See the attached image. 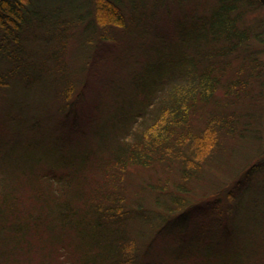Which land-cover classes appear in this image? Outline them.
<instances>
[{
    "label": "trees",
    "instance_id": "16d2710c",
    "mask_svg": "<svg viewBox=\"0 0 264 264\" xmlns=\"http://www.w3.org/2000/svg\"><path fill=\"white\" fill-rule=\"evenodd\" d=\"M186 8L0 0V89L45 73L62 132L17 134L9 155L42 144L37 163L0 160V264H264V0ZM40 26L48 55L37 65ZM78 108L94 113L87 131ZM53 145L68 151L58 159ZM255 197L263 205L248 213ZM180 225L186 238L155 256Z\"/></svg>",
    "mask_w": 264,
    "mask_h": 264
},
{
    "label": "rangeland",
    "instance_id": "374dc122",
    "mask_svg": "<svg viewBox=\"0 0 264 264\" xmlns=\"http://www.w3.org/2000/svg\"><path fill=\"white\" fill-rule=\"evenodd\" d=\"M45 4L51 3L53 0H44ZM68 1V0H65ZM76 2L77 0H69V5L73 2ZM210 0H186L187 2V8L190 6L197 5L201 2L209 3ZM128 1L126 2V4ZM177 8L178 6L176 5H169V9L171 10L170 14L168 15L166 13V10L162 9L163 14L159 17L157 20V25L158 26H163L164 27V21L166 22L169 18H173L176 13H177ZM187 8L183 11H187ZM174 13V15H172ZM35 33H33V37L35 39V42L31 43L33 46H35L36 49L32 48L29 46V49L35 50L38 52L39 50V57L35 60V63L37 65H42L46 61V56L48 53L45 54L43 51V48L47 46L46 38L44 36L45 31L43 29V26H40V28H37L34 30ZM73 34H68L67 36V41H66V46L64 50L66 51L63 54V63L71 64V55L73 54L74 50L76 49L75 46L77 43H75V39L78 38V35L75 31V29H72ZM60 34V32H58ZM35 34V35H34ZM30 40L28 42L30 43ZM46 40V41H45ZM135 42V41H133ZM130 43V49H136V50H144L145 47L138 45L136 43ZM48 43V42H47ZM50 44V43H49ZM30 45V44H29ZM147 48V47H146ZM129 52V51H128ZM31 59L35 58L36 54L34 55ZM128 56V55H127ZM29 58V57H28ZM119 58L125 59L123 55H121ZM52 60H48V63L50 64ZM118 66V63H117ZM24 73L21 72V76H23ZM43 77L38 78L37 74L35 73L33 75V80H18L15 81L14 84H12L11 87H8L6 89H0V149L2 150V156L0 157V160H2L5 163V166H12V165H18L20 163L29 165L28 161L35 162L37 163L40 159H38L40 156L35 154L37 151L39 154H43L44 152V146L42 144L35 146L32 150L26 151V152H18L17 150H12L10 155L9 152L11 149H15L16 147L12 145L13 141L16 139L17 134H21L22 136H29L30 131L33 133H42L46 134L50 137L53 138L52 132L57 135H61L62 132L59 129L60 125V119H57L56 115L51 114L54 112L55 107L51 108L52 106H56V102H53L52 99V89H50V86L47 85L46 75L45 73H42ZM94 83L92 80L90 83ZM88 84L87 87L85 86L86 89V94L87 92L90 91V88L95 89L96 92L98 90L93 87L92 84ZM103 92V91H102ZM95 94V92L93 93ZM51 95V96H50ZM122 108L125 110L127 107L122 104ZM111 107H107L106 109V114H111L113 115V110H111ZM23 110V111H22ZM88 110H90V107H88ZM22 111V112H21ZM82 112V113H81ZM21 113V115H20ZM78 121L81 127L85 129L86 131L90 129V127L93 125L91 121L94 120V113L91 114L90 111L86 112L85 109L83 111L81 108H78ZM11 115V116H10ZM10 116V117H9ZM42 116H43V121H42ZM5 117H9L7 120L4 119ZM47 117V118H46ZM46 118V119H45ZM23 120L22 124L20 127L17 126V124L14 123L15 120ZM37 119L39 122H35V124L31 123ZM40 124V125H39ZM30 125V126H29ZM261 145L264 147V133H263V139L261 142ZM53 150H54V145H53ZM62 150L63 149H55L54 150V155L60 159L63 157L62 155ZM63 151H68L64 149ZM53 156L52 151L50 154L45 157L48 162L45 163L46 166H50L54 172L56 166H58L57 161L58 159ZM65 157V156H64ZM66 161V160H65ZM4 164L0 163V166ZM22 166V165H21ZM1 168V167H0ZM237 170V169H236ZM235 170V171H236ZM209 199H213L214 197L212 196ZM262 198H257L255 197V200L258 201L256 204H254L253 201L250 202V209L249 212H251L252 207L257 206H262L263 201L261 200ZM243 200H250V196L246 195L243 197ZM190 214H194L193 212H190ZM195 215H199V210L195 212ZM187 229H189L188 225H180L176 228V234L173 235L172 237H162L160 240L157 242V249L155 250V256L158 255V251L160 248H167L171 245L176 244L177 240L180 239H185L186 236L181 234H187ZM230 239V236L227 234H222L221 236L218 235V241L224 242ZM167 264V262H165Z\"/></svg>",
    "mask_w": 264,
    "mask_h": 264
}]
</instances>
